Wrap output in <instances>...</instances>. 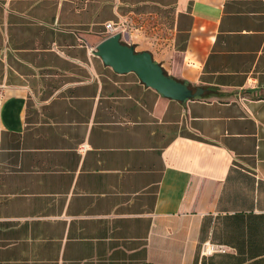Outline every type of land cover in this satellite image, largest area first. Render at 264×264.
Listing matches in <instances>:
<instances>
[{"label":"crops","instance_id":"1","mask_svg":"<svg viewBox=\"0 0 264 264\" xmlns=\"http://www.w3.org/2000/svg\"><path fill=\"white\" fill-rule=\"evenodd\" d=\"M0 264H264V0H0Z\"/></svg>","mask_w":264,"mask_h":264},{"label":"water","instance_id":"2","mask_svg":"<svg viewBox=\"0 0 264 264\" xmlns=\"http://www.w3.org/2000/svg\"><path fill=\"white\" fill-rule=\"evenodd\" d=\"M95 53L116 71H134L141 81L163 95L185 99L201 93V88L193 89L184 80L169 75L149 50H136L133 44L123 41L118 31L99 41Z\"/></svg>","mask_w":264,"mask_h":264},{"label":"built area","instance_id":"3","mask_svg":"<svg viewBox=\"0 0 264 264\" xmlns=\"http://www.w3.org/2000/svg\"><path fill=\"white\" fill-rule=\"evenodd\" d=\"M105 28L108 34L113 32H120L121 34L128 30V21L124 18H118L117 20H108L105 22ZM226 249V245L222 243H216L211 240H205L200 247L201 254H209L214 251H222Z\"/></svg>","mask_w":264,"mask_h":264}]
</instances>
